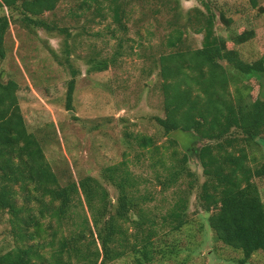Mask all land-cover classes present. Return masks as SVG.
<instances>
[{"label": "trees", "instance_id": "obj_1", "mask_svg": "<svg viewBox=\"0 0 264 264\" xmlns=\"http://www.w3.org/2000/svg\"><path fill=\"white\" fill-rule=\"evenodd\" d=\"M60 1L0 0V60L6 56L5 38L12 23L19 22L31 32H51L43 16ZM249 1L256 6L257 0ZM126 5L127 0L80 3V15L92 10L102 19L111 18V36L118 38L116 54L128 29ZM203 5L206 12L194 8L195 30L203 34L201 45L191 47L185 43V30L173 27L164 43L167 49L153 56L163 111L153 120L165 136L173 131L188 134L187 145L192 148L181 153L172 149L169 162L164 159L166 150L176 146L177 139L166 138L167 145H162L155 135H129L134 157L145 158L154 169L153 187L160 193L172 189V200L160 215L144 208L155 196L147 187L142 189L148 180L132 171L127 152L125 159L105 166L99 175L80 176L69 167L54 169L36 133L27 128L19 104V83L0 77V216L7 215L14 241L12 248L0 253V264H108L116 260L157 264L174 257L179 251L175 235L190 224L187 200L198 186L190 157L205 177L197 204L214 241L241 251L240 264L264 252V202L253 180L264 176V160L255 162L247 150L251 144H264V95L254 93V84L262 85L264 59L244 60L234 46L247 42L254 32L242 30L228 38L217 35L215 15ZM219 16L228 24V18ZM64 51L68 60L69 50ZM115 60L116 56L89 58L87 71L106 70ZM70 72L67 110L72 109L77 71L71 68ZM109 187L115 191L114 198Z\"/></svg>", "mask_w": 264, "mask_h": 264}, {"label": "rangeland", "instance_id": "obj_2", "mask_svg": "<svg viewBox=\"0 0 264 264\" xmlns=\"http://www.w3.org/2000/svg\"><path fill=\"white\" fill-rule=\"evenodd\" d=\"M80 3L61 0L53 12L45 13L43 18L53 28L51 32H31L19 22L12 23L5 38L6 56L0 60V77L19 83V104L27 128L36 133L54 169L69 167L80 176L99 175L105 166L125 159L123 154L127 152L129 167L148 180L141 184L142 189L147 187L155 196L144 208L160 215L172 200V189L160 193L158 187H153L154 169L145 158L134 157L129 135H155L162 145H167L166 138L177 139V145L166 150L164 159L169 162L172 159L167 155L172 149L181 153L192 145H187L191 139L188 134L173 131L165 136L153 120V116L163 115L153 56L167 49L164 43L173 27L185 30V43L200 46L203 34L195 30L198 25L194 8L206 12V3L215 15L217 35L228 38L242 30L253 31L252 38L234 47L246 61L264 59V0H257L256 6L249 0H194L191 7L188 0H127L124 21L128 29L122 35L125 40L120 54H116L118 38L111 36V18L102 19L92 10L80 15ZM220 13L228 18V24L221 20ZM65 49L70 53L68 60ZM112 56H116L115 64L108 69L87 71L89 58L109 60ZM71 68L77 72L72 109L67 110L66 85L72 77ZM261 79L262 85L254 84V93L264 95V74ZM247 150L255 162L264 160V144H251ZM190 158V168L198 181L187 200L190 224L175 235L179 239L177 255L157 264H240L237 260L243 256L241 251L213 239L206 215L197 204L199 185L205 177ZM253 180L264 202V176ZM109 190L114 198V189ZM7 223V215L0 216V253L14 245ZM108 264L126 263L116 260ZM244 264H264V252L253 254Z\"/></svg>", "mask_w": 264, "mask_h": 264}, {"label": "clouds", "instance_id": "obj_3", "mask_svg": "<svg viewBox=\"0 0 264 264\" xmlns=\"http://www.w3.org/2000/svg\"><path fill=\"white\" fill-rule=\"evenodd\" d=\"M193 2H194V0H188V6L191 7Z\"/></svg>", "mask_w": 264, "mask_h": 264}]
</instances>
